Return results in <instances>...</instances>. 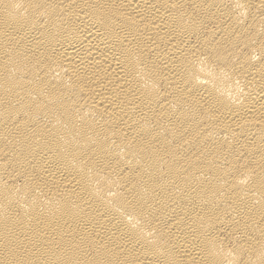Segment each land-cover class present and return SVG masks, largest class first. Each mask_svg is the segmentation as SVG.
Listing matches in <instances>:
<instances>
[{
	"label": "bare ground",
	"instance_id": "bare-ground-1",
	"mask_svg": "<svg viewBox=\"0 0 264 264\" xmlns=\"http://www.w3.org/2000/svg\"><path fill=\"white\" fill-rule=\"evenodd\" d=\"M0 264H264V0H0Z\"/></svg>",
	"mask_w": 264,
	"mask_h": 264
}]
</instances>
